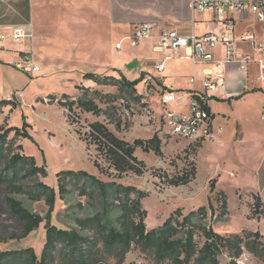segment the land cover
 <instances>
[{
    "label": "rangeland",
    "instance_id": "rangeland-1",
    "mask_svg": "<svg viewBox=\"0 0 264 264\" xmlns=\"http://www.w3.org/2000/svg\"><path fill=\"white\" fill-rule=\"evenodd\" d=\"M75 1L60 0V4H75ZM96 2L107 3L109 6L110 0H88V7H94ZM93 14L95 15L94 12ZM90 19L94 21L95 17ZM249 22L250 30L263 39L264 23H258L253 19ZM71 28V33L78 30L75 26ZM89 28H83L86 31L90 30L92 36L88 35L89 39L100 35L107 40L108 38L119 40L123 36L117 33L114 36L107 35V29L96 28V25L94 27L96 29ZM243 28L247 27L244 25ZM33 30L36 34L42 30L47 34V28L35 27ZM102 31H104L103 35H101ZM34 40L35 37L32 40L33 44ZM22 43H26L27 46L30 44V47L26 46L25 49L32 48L35 60L41 64L42 71L33 76L12 66V63L10 67L5 68L4 84L0 83V99H10L18 90L14 98L18 105L13 110L10 105L3 108L0 114V128L11 125L21 127L24 120L30 125L28 131L31 138H16L13 151H21L17 145L22 144V153L35 156L38 165L45 166L47 176L27 177L23 182L32 185L37 181H43L55 188L56 201L51 212L53 224L60 228H77L83 234L93 235L91 230L80 229L76 219L102 212L103 202L100 195L96 194L92 197L82 195L81 188L85 183L81 180L76 185L71 182L70 193L66 198H62L57 179V173L62 170H84L104 181L135 185L147 192L148 195L142 199L143 207L148 212L145 220L147 229L160 226L178 208L183 214H187L193 209L205 206L208 209V217L204 222L212 225L221 234L260 229L264 235V217L258 218L253 210L255 199L252 192L260 190L262 183L260 160L264 154V121L261 115L264 111V95L252 103L239 102L236 106L227 101L214 99L212 107L216 112L214 126L217 130L215 140H210L208 137L195 139L170 135L163 121V106L160 103L163 89L155 82H144V78L136 86V94L142 97L140 101L128 95L113 103L97 99L98 105L102 108L100 114L96 115L76 108L71 115L74 119L73 123H70L67 108L58 103L63 95L77 98L83 93L79 86L89 87L91 90L97 89L101 93H118L116 86L100 85L93 80L84 79L83 75L94 72L119 78L122 71L115 67L113 58L115 56L124 58L127 54L138 53L141 45L133 47L129 40H124L123 50L116 52L111 49V45L105 44L107 53H99L101 58L74 60L61 58L62 54L54 52L46 56L43 52L48 46L47 42L39 45L38 50H35V44L31 47L30 41ZM62 44H56L57 47L53 51H57L61 46H69ZM190 63L192 61L185 59L179 65L189 70ZM136 69L137 67L135 71L138 70ZM124 70L132 73L134 68L126 67ZM126 77L136 79L131 74ZM92 81L94 84H90ZM195 85L198 88L201 86L199 81H196ZM148 108L152 110V116L146 114ZM169 108L178 109L176 104L170 105ZM94 121L105 123L117 136L131 143L138 138L148 140L154 134H158L162 140V154H156L153 150L145 152L138 147L135 155L145 162L144 173L138 175L133 171H127L119 174L92 140L90 124ZM238 129L243 131V141L236 136ZM13 136L14 132L9 138ZM199 142L204 144L197 148ZM193 164L197 168L195 178L179 186L169 184V180L174 176L191 171ZM213 179L216 180L215 190L211 191ZM221 189L227 194L229 213L219 219L220 203L217 201L216 192ZM8 195L21 200L28 209L42 216L50 210L44 199L32 200L27 194L10 192L6 185L0 184V249H21L31 246L40 256L46 240V220L26 237H20L21 223L10 215L4 203V198ZM119 214L118 208L110 211L112 219ZM253 216L256 219H251ZM199 241L202 243V239ZM105 260L112 264L116 262L115 258H105ZM229 260L227 252L220 254V264H227ZM123 264H156V262L151 254L133 246ZM237 264H264V260L244 248L243 253L237 258Z\"/></svg>",
    "mask_w": 264,
    "mask_h": 264
},
{
    "label": "trees",
    "instance_id": "trees-1",
    "mask_svg": "<svg viewBox=\"0 0 264 264\" xmlns=\"http://www.w3.org/2000/svg\"><path fill=\"white\" fill-rule=\"evenodd\" d=\"M83 77L100 85L116 86L118 93H101L97 89L79 86L83 93L77 98L73 99L70 95L64 94L58 103L67 108L70 123H73L71 115L76 108L100 114L102 108L98 105L97 99L113 103L127 95L137 101L142 98L136 94V86L143 80L144 73L134 80L122 72L119 78L94 72H87ZM241 96L242 94L235 98L239 99ZM14 98L15 93L10 99H0V114L8 105L11 106V110L17 107L18 103ZM212 117L215 118L214 114ZM29 126L24 120L21 127L11 125L0 128V184L6 185L10 192L25 193L32 200H45L50 207L45 216L32 212L21 200L11 195L4 198V203L10 215L21 223L20 237H26L46 220V240L40 256L31 246L21 249H0V264H112L105 258H115L114 264H123L133 246L151 254L156 264H220L219 256L223 252H227L229 256L227 264H237V258L243 253L244 248L264 260V235L260 230L221 234L212 225L204 222L208 217V209L205 206L193 209L187 214H183L178 208L160 226L147 229L145 220L148 212L142 204V199L148 195L147 192L135 185L104 181L84 170H62L57 173V179L62 198H66L70 193L71 182L76 185L81 180L85 183L81 188L82 195L91 197L100 195L103 211L76 219L80 229L91 230L93 235L83 234L77 228L66 229L56 226L51 221V212L56 201L55 188L43 181H37L32 185L23 182L27 177L47 176L45 166L38 165L35 156L22 153V144L17 145L21 151H13L16 138H31ZM90 127V134L97 149L106 156L119 174L127 171H133L138 175L144 173L145 162L135 155L138 147L145 152L153 150L156 154H162V140L158 134H154L148 140L138 138L131 143L117 136L101 121L92 122ZM12 132L14 136L9 138ZM201 145L202 142H199L197 148ZM96 165L100 167L98 163ZM196 174L197 168L193 164L191 171L174 176L169 180V184L174 186L187 184L196 177ZM215 183L216 180L213 179L211 191L215 190ZM216 194L220 203L218 218L221 219L229 213L228 198L222 189ZM254 199L253 210L256 216L264 217V202L256 195ZM113 208L120 210L115 219L110 216ZM199 239H202V243Z\"/></svg>",
    "mask_w": 264,
    "mask_h": 264
},
{
    "label": "crops",
    "instance_id": "crops-1",
    "mask_svg": "<svg viewBox=\"0 0 264 264\" xmlns=\"http://www.w3.org/2000/svg\"><path fill=\"white\" fill-rule=\"evenodd\" d=\"M93 6L94 7H88V0H76L75 4L68 5H61L60 0H2V4L0 5V35H5L7 37L0 40L1 85L4 84L3 76L5 68L10 67L12 61L19 59L22 51L27 46L26 43H16L9 37L13 27L18 25L32 23L34 29L35 27L42 29L47 28V34L42 32L43 30L36 34L34 30L35 50L39 49V45L47 42L48 46L44 48L43 52L46 56L54 52L56 54H62L61 58L74 60L101 58L99 53L102 54L106 52V45H111L113 51L117 50L121 52L124 46L119 51V49L115 47L116 43L131 35L137 26L145 23L154 25L153 33L155 36L163 29H175L184 35L221 31V26L213 20V15L211 13L196 12L192 8L191 0H110L109 6H107V3L101 4L97 2ZM61 7H63L64 10ZM89 12L90 18L95 17L94 21L89 18ZM250 19L258 22L253 17ZM249 20L237 22V33L250 30ZM95 25L96 28L107 29V32L105 31L107 35L114 36V34L117 33L123 36L119 40H109V38L107 40L100 35L89 39L88 35L92 36L90 30L86 31L83 30V28L92 27L93 30L96 29L94 28ZM244 25L247 28L242 29ZM73 26L78 29L72 32L74 35L70 32ZM103 32L104 31H102L101 35H103ZM154 40L155 39L142 41L140 43L141 46L139 45L141 49L138 53L127 54L124 58L115 56V58H113L115 67L126 74V76H130L131 74L136 79L139 78L142 73H150L155 77V84L161 87L163 91L174 90L177 96L188 99L192 91L199 90L202 87H196V82L190 83V76L195 74L198 77L196 81H199L206 69L211 66L204 63L194 64L192 62L190 65L187 64L189 68V70H187L179 65L181 62L185 61V59L173 58L166 61L163 72H158L155 69V63L159 60L160 55L153 49ZM56 44H69V46H61L57 51H53V49L57 47L55 46ZM241 46L248 48L243 44ZM27 47L29 48L30 44ZM216 54L218 59L223 57L224 49L221 45L217 47ZM134 60L138 62V70L136 69L137 71H135L134 68L132 73L125 71L124 69L127 67L128 63ZM186 60L189 61L188 59ZM257 76L258 71L256 65L250 66L248 74L238 71L234 66L230 67L227 71L226 87L218 91L210 103L211 111L214 116H216V112L212 107L214 99H222L236 106L239 102L248 104L262 97L264 95V86L257 79ZM92 82H90V84H94V82ZM256 83L258 85H255ZM15 93H18V90H16ZM241 94L242 96L239 99L235 98ZM184 107L185 106H182L181 108ZM263 114L264 111L262 112V115ZM224 116L227 115L224 114ZM215 120L216 117L213 120V124ZM238 127L240 126L238 125ZM242 135V129H238L236 136L240 138V141L244 140ZM216 138L217 130L215 128L213 140ZM260 163V178L262 183L260 190L252 192L254 195L259 196L264 202V154Z\"/></svg>",
    "mask_w": 264,
    "mask_h": 264
},
{
    "label": "built area",
    "instance_id": "built-area-1",
    "mask_svg": "<svg viewBox=\"0 0 264 264\" xmlns=\"http://www.w3.org/2000/svg\"><path fill=\"white\" fill-rule=\"evenodd\" d=\"M191 5L198 13H211L213 20L220 24L221 31L184 35L175 29H163L155 36L154 25L145 23L137 26L131 35L116 43V48L120 50L124 40H129L130 45L136 47L144 40L155 39L153 49L160 55L155 63L158 72H163L166 61L173 58L210 65L199 79L201 89L192 91L188 99L177 96L174 90H166L160 94V103L163 106V121L170 135L195 139L208 137L213 140L215 126L213 113L209 111L210 103L217 92L226 87L228 69L234 66L238 71L248 74L250 66L256 65L257 79L264 86V38L260 39L251 30L237 33L236 29L238 21H248L251 17L264 23V0H191ZM6 37L0 35V40ZM9 37L16 43L32 42V23L13 27ZM219 45L224 49V55L220 59L216 54ZM12 65L33 76L42 71L32 48L24 49L20 58L12 61ZM197 79L193 74L189 80L190 83H195ZM151 81L154 82L155 77L150 73L145 74L144 82ZM173 104H176L178 109L169 108ZM182 106L185 107L181 108ZM146 114L152 116L153 112L148 108ZM261 119L264 121V114Z\"/></svg>",
    "mask_w": 264,
    "mask_h": 264
},
{
    "label": "water",
    "instance_id": "water-1",
    "mask_svg": "<svg viewBox=\"0 0 264 264\" xmlns=\"http://www.w3.org/2000/svg\"><path fill=\"white\" fill-rule=\"evenodd\" d=\"M137 65H138V62H137L136 60H134V61L128 63L127 67H128L129 69H132V68L137 67Z\"/></svg>",
    "mask_w": 264,
    "mask_h": 264
}]
</instances>
